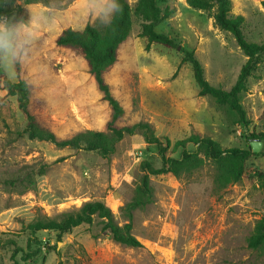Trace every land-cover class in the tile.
<instances>
[{"label":"rangeland","instance_id":"1","mask_svg":"<svg viewBox=\"0 0 264 264\" xmlns=\"http://www.w3.org/2000/svg\"><path fill=\"white\" fill-rule=\"evenodd\" d=\"M127 1L133 9L137 0ZM232 2L231 15L244 17L247 41L264 45V0ZM168 4L175 13L156 31L193 52L205 79L229 91L248 58L230 33L216 27L215 9L194 10L186 0ZM110 7L111 0L30 4L19 0L7 7L9 18L0 15V24L10 32V46L0 49V72L13 83L25 81L30 86L31 112L58 139L106 129L111 110L86 60L58 47L56 39L68 28L104 27L111 19ZM132 19L118 61L105 75L125 110L121 125L149 124L157 136L173 144L196 133L223 149L250 150L251 135L264 132V51L256 58L241 95L245 124L227 106L200 96L183 53L149 44L140 37L141 21ZM6 94L0 89V180L15 178L27 167L49 165L34 190L21 194L0 185V240H13L23 248L16 258L19 264H264V255L247 245L256 222L264 217V177L259 175L264 173V143L248 160L245 177L223 190L215 186V165L210 160L179 179L152 176L154 202L136 211L132 221L140 248L114 242L98 218L62 237L54 231L31 237L27 229L31 222L76 211L89 201L104 202L124 225L121 208L134 195L141 163L150 161L159 167L162 161L156 145L146 143L140 133L125 135L109 157L32 140L24 132L27 120L17 98ZM180 154V149L170 153ZM25 253L32 255L28 262L21 259ZM11 254V248L1 250L0 264H11Z\"/></svg>","mask_w":264,"mask_h":264},{"label":"trees","instance_id":"2","mask_svg":"<svg viewBox=\"0 0 264 264\" xmlns=\"http://www.w3.org/2000/svg\"><path fill=\"white\" fill-rule=\"evenodd\" d=\"M17 1L19 0H0V15L9 18L7 7ZM39 1L41 0H25L27 4ZM118 2L121 5V11L113 17L111 23L101 28L88 25L81 31L68 28L56 39L58 47L75 51L86 60L89 73L94 78L102 99L107 102L111 110L104 131L87 130L68 139H58L31 112L30 86L25 81L13 83L0 72V89L7 92L6 96L17 98L19 109L27 120L24 132L32 140L47 141L60 149L99 152L102 156L109 157L115 152L116 145L125 135L140 133L146 143L156 145L162 161L161 166L157 167L150 161L141 163L142 175L134 195L131 201L121 208L122 215L126 219L124 225L117 222L115 214L104 202L89 201L76 211L62 213L54 218L43 216L31 222L27 227L31 237L41 231H54L62 237L71 234L74 229L82 225H91L98 218L102 220L103 231L114 242L129 248H140L142 244L132 232V221L136 211L145 210L154 202L152 176H172L179 179L184 174L199 170L205 165L206 160H210L215 165V186L218 190H223L245 177L248 160L257 154L252 153L251 150L239 148L223 149L211 138L202 137L196 133L173 144L168 138L157 136L149 124L122 126L125 110L113 96L105 79L106 73L118 61L119 49L130 34L132 18L135 16L141 21V38H145L149 44L180 50L183 53V62L192 66L193 78L199 88L200 96H210L219 105L227 106L239 116L240 122L246 124V111L240 99L242 93L246 91L256 58L264 51V45L247 41L243 33L244 17L231 15L232 0H186L187 5L194 10L207 12L215 9L213 19L216 27L230 33L248 58L229 91L214 87L205 79L204 69L193 52L185 50L170 36L156 31L159 24L175 13V9L168 4L170 0H137L133 9L127 0H118ZM10 16H12L11 13ZM17 20H20L19 17ZM251 137H253L252 141L264 143V132L252 134ZM189 145H193L194 149L190 150ZM179 149L181 150L179 157L170 155L171 152ZM48 168L47 164L27 167L15 178L0 180V185L18 189L23 194L36 188L38 179L47 174ZM259 175L264 177V173ZM247 245L250 250L264 255V217L256 222L253 232L247 239ZM27 246L31 248V240H28ZM7 248L12 249L11 264H19L16 258L20 253H24L23 248L13 240L6 242L0 240V251ZM30 256L32 255L25 253L21 259L23 262H28Z\"/></svg>","mask_w":264,"mask_h":264},{"label":"clouds","instance_id":"3","mask_svg":"<svg viewBox=\"0 0 264 264\" xmlns=\"http://www.w3.org/2000/svg\"><path fill=\"white\" fill-rule=\"evenodd\" d=\"M121 11V5L118 0H111V7L109 9L108 15L111 19L108 21V24L111 23L113 17ZM9 36L10 32L4 24H0V49H6L9 45Z\"/></svg>","mask_w":264,"mask_h":264},{"label":"water","instance_id":"4","mask_svg":"<svg viewBox=\"0 0 264 264\" xmlns=\"http://www.w3.org/2000/svg\"><path fill=\"white\" fill-rule=\"evenodd\" d=\"M263 143L260 141H252L250 144V150L253 153H259L262 149Z\"/></svg>","mask_w":264,"mask_h":264}]
</instances>
